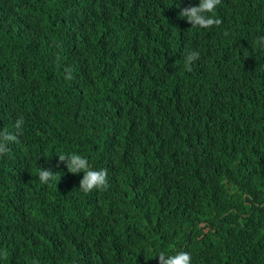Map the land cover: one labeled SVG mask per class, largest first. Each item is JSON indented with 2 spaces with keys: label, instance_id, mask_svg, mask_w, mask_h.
<instances>
[{
  "label": "trees",
  "instance_id": "16d2710c",
  "mask_svg": "<svg viewBox=\"0 0 264 264\" xmlns=\"http://www.w3.org/2000/svg\"><path fill=\"white\" fill-rule=\"evenodd\" d=\"M199 2L0 0V264H264V0Z\"/></svg>",
  "mask_w": 264,
  "mask_h": 264
},
{
  "label": "clouds",
  "instance_id": "9594fccd",
  "mask_svg": "<svg viewBox=\"0 0 264 264\" xmlns=\"http://www.w3.org/2000/svg\"><path fill=\"white\" fill-rule=\"evenodd\" d=\"M221 3V0H200L196 6H189L183 8L179 12L181 18H186L192 27L199 28H211L213 26H220L222 20L215 16V10L217 5ZM211 14V15H210ZM227 35V32H225ZM257 41L264 45V36L258 37ZM200 53L198 51L189 52L184 59V68L191 72L192 63L198 60ZM67 79L73 77L69 74ZM24 124L23 117H19L16 120L15 128L18 133H22ZM19 142L17 134L9 133L7 129L0 131V156L8 154L11 150L8 147L9 143ZM59 163H64L68 171L73 174H79L83 172V178L80 181L79 189L87 194L94 190L106 189L108 186V172L107 169L95 170L90 167L89 160L82 155L71 154H58ZM38 178L42 184H49L55 178L54 172L49 169H42L38 173ZM178 251V250H177ZM169 253L166 256L164 252L158 254L159 264H191V254L187 251ZM33 264H37L34 260Z\"/></svg>",
  "mask_w": 264,
  "mask_h": 264
}]
</instances>
